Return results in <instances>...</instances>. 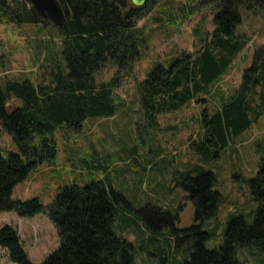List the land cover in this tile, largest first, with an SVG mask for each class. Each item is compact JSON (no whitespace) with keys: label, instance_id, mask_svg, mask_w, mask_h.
Wrapping results in <instances>:
<instances>
[{"label":"trees","instance_id":"trees-1","mask_svg":"<svg viewBox=\"0 0 264 264\" xmlns=\"http://www.w3.org/2000/svg\"><path fill=\"white\" fill-rule=\"evenodd\" d=\"M67 22L58 28L66 71L35 81L25 77L7 80L0 90V121L13 136L20 153L0 148V212H15L19 217L46 213L55 225L60 247L42 262H34L12 224L0 227V246L16 264H133L132 243L117 234L113 225L118 203L126 202L122 193L104 180L62 188L49 206L39 198H12L14 188L30 170L44 161L55 159L58 148L54 132L67 124L82 127L89 116L106 117L116 113L119 101L114 92L115 78L96 82V74L110 64L127 65L141 57L140 44L148 39L138 23L148 15L144 6L131 0H60ZM217 8L214 28L201 35L194 52L183 51L166 64L154 66L138 84L141 110L157 121L162 113L180 110L201 98H217L213 112L205 110L199 120L200 131L190 138V148L205 162L218 157L234 139L264 114V45L254 52L252 65L243 81L231 93L219 87L234 59L245 49L247 40L238 35L242 8L259 6L264 0H205ZM45 23L30 0H0V24ZM48 61V60H46ZM49 66V67H48ZM20 104L9 109L8 98ZM154 123V122H152ZM173 180L188 194L196 208L197 219L215 216L222 195L213 188L214 176L203 166L176 172ZM252 198L258 207L231 215L223 245L208 249L203 232L190 235L189 258L183 264H247L240 260V247L257 250L264 258V151L259 170L249 179ZM173 219L177 214L163 210Z\"/></svg>","mask_w":264,"mask_h":264},{"label":"rangeland","instance_id":"rangeland-1","mask_svg":"<svg viewBox=\"0 0 264 264\" xmlns=\"http://www.w3.org/2000/svg\"><path fill=\"white\" fill-rule=\"evenodd\" d=\"M149 8L138 23L148 39L139 46L141 57L124 66L107 65L96 74V82L115 78L116 113L89 116L79 128L58 126L54 132L56 158L32 168L16 185L12 198L36 197L49 206L62 188L104 180L126 198L118 203L113 229L132 243L133 264H183L189 258L191 232H203L208 249L219 248L231 215L258 207L249 179L257 174L264 151V114L208 162L189 143L200 131L204 111H214L217 98H201L180 110L162 113L156 122L147 118L141 110L139 82L157 64H166L184 50L196 51L201 35L213 30L217 11L205 0H157ZM241 17L237 33L245 36L247 46L219 81L226 94L241 85L255 50L264 45V10L244 7ZM57 30L51 23L0 24V90L5 89L8 79L41 81L50 77L51 70H67ZM48 63L51 70L46 69ZM19 104L17 98H8L9 109ZM0 148L20 153L2 121ZM197 164L213 173V188L222 195L216 215L205 220L197 219L193 201L173 180L176 172L189 171ZM165 209L180 220L170 222ZM5 224L16 227L36 263L60 247L58 231L44 212L28 218L0 212V227ZM237 256L247 264H264L263 256L247 247H240ZM0 264H16L1 246Z\"/></svg>","mask_w":264,"mask_h":264},{"label":"water","instance_id":"water-1","mask_svg":"<svg viewBox=\"0 0 264 264\" xmlns=\"http://www.w3.org/2000/svg\"><path fill=\"white\" fill-rule=\"evenodd\" d=\"M40 19L62 28L67 22L66 9L60 0H30ZM149 0H131V5L144 6Z\"/></svg>","mask_w":264,"mask_h":264},{"label":"flooded vegetation","instance_id":"flooded-vegetation-1","mask_svg":"<svg viewBox=\"0 0 264 264\" xmlns=\"http://www.w3.org/2000/svg\"><path fill=\"white\" fill-rule=\"evenodd\" d=\"M192 233H196V232H191V233L188 235V237H190V235H191Z\"/></svg>","mask_w":264,"mask_h":264}]
</instances>
